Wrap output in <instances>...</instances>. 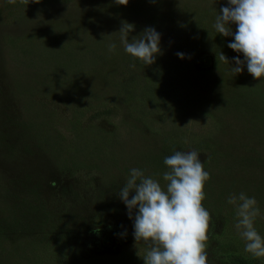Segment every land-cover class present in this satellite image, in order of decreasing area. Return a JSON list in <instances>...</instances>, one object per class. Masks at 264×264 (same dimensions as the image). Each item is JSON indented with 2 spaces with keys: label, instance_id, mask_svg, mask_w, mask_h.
Here are the masks:
<instances>
[{
  "label": "rangeland",
  "instance_id": "obj_1",
  "mask_svg": "<svg viewBox=\"0 0 264 264\" xmlns=\"http://www.w3.org/2000/svg\"><path fill=\"white\" fill-rule=\"evenodd\" d=\"M222 6L0 0V264H144L118 192L132 168L165 185L173 148L198 150L210 173L208 264H264L244 251L226 202L254 196L264 237V77L231 72L243 54L213 27ZM124 21L129 40L161 34L155 63L124 52Z\"/></svg>",
  "mask_w": 264,
  "mask_h": 264
},
{
  "label": "clouds",
  "instance_id": "obj_2",
  "mask_svg": "<svg viewBox=\"0 0 264 264\" xmlns=\"http://www.w3.org/2000/svg\"><path fill=\"white\" fill-rule=\"evenodd\" d=\"M7 3L15 5L17 0H7ZM19 3L27 5L29 0H19ZM114 3L126 6L129 0H114ZM230 24L236 25L235 32ZM213 27L224 37L232 36L234 39L227 46L243 54V59L232 58L235 66L230 70L234 75L242 73L246 65L254 79L264 77V0H227V6H222L216 15ZM133 30L132 23L122 22L117 31L120 45L126 54L145 66L152 65L157 55L162 54L161 34L154 27H146L129 40ZM107 48L115 52L116 42L109 41ZM176 55L185 58L182 52ZM219 60L230 63L223 52ZM130 67L134 68L135 64ZM199 155L196 149L173 148L172 154L163 159L167 168L162 174L165 185L146 176L143 170L132 168L120 187L118 198L126 205L129 219L133 220L134 240L136 244L147 245L142 257L144 264H208L205 242L209 239L212 215L202 201L206 197L204 187L210 173ZM226 202L234 206V227L245 242L244 251L254 258H264V237L254 226L261 215L256 198L241 191L230 194ZM119 235H126V230Z\"/></svg>",
  "mask_w": 264,
  "mask_h": 264
}]
</instances>
